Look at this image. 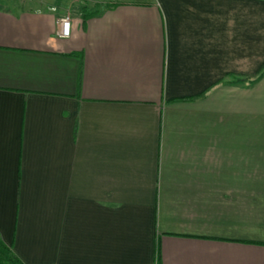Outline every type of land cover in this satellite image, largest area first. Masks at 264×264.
<instances>
[{
	"label": "crops",
	"instance_id": "0c3cea01",
	"mask_svg": "<svg viewBox=\"0 0 264 264\" xmlns=\"http://www.w3.org/2000/svg\"><path fill=\"white\" fill-rule=\"evenodd\" d=\"M0 0V239L23 264H264V0Z\"/></svg>",
	"mask_w": 264,
	"mask_h": 264
},
{
	"label": "rangeland",
	"instance_id": "374dc122",
	"mask_svg": "<svg viewBox=\"0 0 264 264\" xmlns=\"http://www.w3.org/2000/svg\"><path fill=\"white\" fill-rule=\"evenodd\" d=\"M67 3H70V5H67L66 12H69L72 14V16L76 13L81 12L83 13H92V12H99L106 8V3L100 2L97 0H68Z\"/></svg>",
	"mask_w": 264,
	"mask_h": 264
},
{
	"label": "trees",
	"instance_id": "16d2710c",
	"mask_svg": "<svg viewBox=\"0 0 264 264\" xmlns=\"http://www.w3.org/2000/svg\"><path fill=\"white\" fill-rule=\"evenodd\" d=\"M114 5H106V8H110ZM97 11L86 14L85 18L93 16ZM264 72V69H263ZM0 264H23V262L17 257V255L0 239Z\"/></svg>",
	"mask_w": 264,
	"mask_h": 264
},
{
	"label": "built area",
	"instance_id": "2783aa9c",
	"mask_svg": "<svg viewBox=\"0 0 264 264\" xmlns=\"http://www.w3.org/2000/svg\"><path fill=\"white\" fill-rule=\"evenodd\" d=\"M104 2L109 5H116L122 2H128L130 0H97ZM72 14L67 12L59 20V35L61 37L67 38L71 35V26H72Z\"/></svg>",
	"mask_w": 264,
	"mask_h": 264
}]
</instances>
